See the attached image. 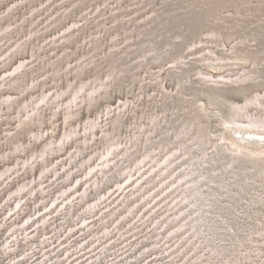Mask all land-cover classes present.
<instances>
[{"label": "rangeland", "instance_id": "obj_1", "mask_svg": "<svg viewBox=\"0 0 264 264\" xmlns=\"http://www.w3.org/2000/svg\"><path fill=\"white\" fill-rule=\"evenodd\" d=\"M0 264H264V0H0Z\"/></svg>", "mask_w": 264, "mask_h": 264}, {"label": "bare ground", "instance_id": "obj_2", "mask_svg": "<svg viewBox=\"0 0 264 264\" xmlns=\"http://www.w3.org/2000/svg\"><path fill=\"white\" fill-rule=\"evenodd\" d=\"M247 139L253 140L254 138H252V137H247ZM254 140H256V139H254Z\"/></svg>", "mask_w": 264, "mask_h": 264}, {"label": "water", "instance_id": "obj_3", "mask_svg": "<svg viewBox=\"0 0 264 264\" xmlns=\"http://www.w3.org/2000/svg\"><path fill=\"white\" fill-rule=\"evenodd\" d=\"M244 138H245V137H244ZM253 138H254V137H253ZM254 139H255V138H254ZM254 139H253V140H254Z\"/></svg>", "mask_w": 264, "mask_h": 264}]
</instances>
